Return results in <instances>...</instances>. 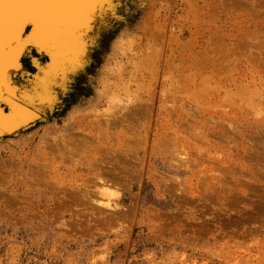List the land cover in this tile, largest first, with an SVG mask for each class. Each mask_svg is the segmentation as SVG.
Masks as SVG:
<instances>
[{
  "label": "rangeland",
  "instance_id": "rangeland-1",
  "mask_svg": "<svg viewBox=\"0 0 264 264\" xmlns=\"http://www.w3.org/2000/svg\"><path fill=\"white\" fill-rule=\"evenodd\" d=\"M148 1L0 146V260L264 264V0Z\"/></svg>",
  "mask_w": 264,
  "mask_h": 264
},
{
  "label": "bare ground",
  "instance_id": "bare-ground-1",
  "mask_svg": "<svg viewBox=\"0 0 264 264\" xmlns=\"http://www.w3.org/2000/svg\"><path fill=\"white\" fill-rule=\"evenodd\" d=\"M126 2V0H0V146L6 141L9 142L20 138L21 135L33 130L38 124L37 121L46 122L48 118L53 115L57 107L64 108V100H67V97L71 93L69 88L73 82L79 80L75 90L82 94L81 97L85 96L88 91L87 85L84 83L87 79L86 66L92 60L93 54L98 51V45L105 41L106 37L103 36V32L106 31V35L111 34L112 38L118 39L122 34L117 31L116 26L121 29L122 24L128 23V7L139 13L148 11V0H137L136 4L135 2L131 4ZM124 5L125 7L128 5V7L125 8ZM135 16L136 15H133V17ZM157 19L156 17V20ZM148 21L146 19L147 23ZM151 21L152 20H150V22ZM143 22L145 21L143 20ZM163 24L164 23L161 25L163 26ZM161 27L160 29H162ZM128 29L131 34L130 37H134L133 28L129 26ZM149 29L150 27H148L147 30ZM152 33H154V31ZM162 33L164 34V32ZM163 34L159 36L163 37ZM106 41L109 43L111 42L113 48L114 46L117 48V45L120 43V41L118 43V40L107 39ZM143 48H145V46ZM68 100H70V98ZM83 143L86 144L85 141H83ZM57 144L61 143L58 142ZM70 144L72 145V143ZM80 144L84 146L82 143ZM113 145H115V143ZM85 147L87 149L86 145ZM66 148L68 149V147ZM62 149L63 151L66 150L64 146ZM67 151L65 154H67ZM117 151H119V153L122 152L118 150V148L116 149V152ZM51 152H53V149ZM51 152L50 154H52ZM119 153H116L118 158L120 157L118 155ZM120 154L122 156V153ZM115 156H113V158L111 157V160L114 159L116 161ZM56 157L57 156H55V158ZM57 159L58 157L56 160ZM114 160L113 163L116 165ZM2 161L0 162L3 163ZM4 162L7 163L9 161L5 159ZM11 162H9V164H11ZM110 163H112V161ZM12 164L11 168L13 165L15 166V164ZM7 165L8 164H6V166ZM110 165L112 166V164ZM38 166L41 167L40 164H38ZM33 169L32 171H35V169ZM111 169L114 170L113 167ZM3 170H0V172H3ZM12 170L16 171L15 168H12ZM40 171L37 172L38 175ZM5 175L2 176L4 177ZM28 176H30V174H28ZM31 176L34 177L35 175ZM3 177L1 179H3ZM9 178L7 180H9ZM29 184L31 185V183ZM3 190H5V188ZM15 193H13V195ZM0 196L3 198L5 197L1 195V193ZM6 196H8V194ZM11 201L14 200L11 199ZM15 204L13 203L11 206H15ZM15 211H17V209ZM1 252L2 249H0V253ZM0 264L8 263L0 260Z\"/></svg>",
  "mask_w": 264,
  "mask_h": 264
}]
</instances>
